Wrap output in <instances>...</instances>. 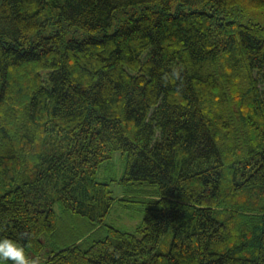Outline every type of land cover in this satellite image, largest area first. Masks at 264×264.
<instances>
[{
  "label": "trees",
  "instance_id": "1",
  "mask_svg": "<svg viewBox=\"0 0 264 264\" xmlns=\"http://www.w3.org/2000/svg\"><path fill=\"white\" fill-rule=\"evenodd\" d=\"M263 11L0 0V235L55 237L49 264H264ZM113 156L132 230L102 226Z\"/></svg>",
  "mask_w": 264,
  "mask_h": 264
},
{
  "label": "rangeland",
  "instance_id": "2",
  "mask_svg": "<svg viewBox=\"0 0 264 264\" xmlns=\"http://www.w3.org/2000/svg\"><path fill=\"white\" fill-rule=\"evenodd\" d=\"M262 13H264V11ZM124 166V159L122 163L116 160L115 156H113L112 158L102 162L97 169V180L108 181L110 183V189L114 197L127 199V201L124 202H114L107 216L104 218V224H102L104 228H106L105 224H112L114 226L121 227L122 229L132 230L133 226L131 223L140 221L143 216L144 206L143 203H141L142 195L137 189L138 187H135L134 185L126 186L119 182V178L122 176ZM45 236L46 235H43L41 237L42 241H45ZM55 239L56 238L54 237L53 240H50L49 243L40 250V252L36 253L30 250L28 254L30 256L38 257L40 264H49L45 262V259L48 254H51V247L55 243L60 244L58 243L57 239ZM46 252H48V254H46ZM0 264L2 263L0 262ZM7 264H10V262H7Z\"/></svg>",
  "mask_w": 264,
  "mask_h": 264
},
{
  "label": "clouds",
  "instance_id": "3",
  "mask_svg": "<svg viewBox=\"0 0 264 264\" xmlns=\"http://www.w3.org/2000/svg\"><path fill=\"white\" fill-rule=\"evenodd\" d=\"M0 261H9L10 264H40L39 258L30 256L19 239L7 235H0Z\"/></svg>",
  "mask_w": 264,
  "mask_h": 264
}]
</instances>
